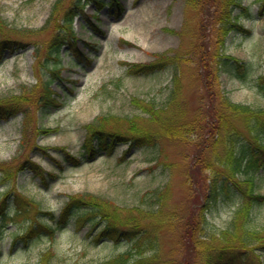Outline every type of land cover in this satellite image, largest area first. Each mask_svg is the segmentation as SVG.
I'll return each mask as SVG.
<instances>
[{
  "label": "rangeland",
  "instance_id": "rangeland-1",
  "mask_svg": "<svg viewBox=\"0 0 264 264\" xmlns=\"http://www.w3.org/2000/svg\"><path fill=\"white\" fill-rule=\"evenodd\" d=\"M55 1L0 0V15L6 24L0 36L23 45L5 52L0 62V103L28 98L14 116L0 117V168L11 172L9 183L0 185V197L8 194L9 213L0 227V264H42L41 256L48 250L51 257L44 264H97L130 249L132 239L139 236L143 241L155 240L159 259L156 264H205L208 252L210 258L214 254L222 256L219 263L223 264H264V250L256 244H230L233 246L221 255L209 248L221 246L220 242L205 245L198 234L193 236L198 240L196 245L186 241L187 219L195 211L194 206L204 200L202 196L195 201V194H201L204 180L210 174L194 166L198 154L193 146L167 140L129 149L118 144L112 152H101L94 160H85L79 166L70 164L64 156L65 152L79 155L83 126L95 117L137 114L133 99L155 100L157 104L165 100L171 67L134 76L126 74V64L148 63L157 54L180 55L185 60L181 66L182 92L178 97L181 107L188 113L198 101L206 99L199 74L202 76L201 61L204 55L210 59L208 50L213 45L212 8L205 9L203 13H208L204 15L185 0H118L122 6L118 15L114 7L99 8L82 1V12L73 18L72 33L76 39L73 43L76 51L88 60L76 59L72 51L65 53L66 47L57 60L47 54V45L58 31L57 22L44 27ZM72 1L62 0L56 20ZM240 1L246 12L241 9L233 14L251 32L249 35L231 32L225 52L248 64L252 72L248 82L238 80L229 71L223 72L215 88L228 93L234 102L260 107L264 106V97L254 87V80L264 71V11L260 12L257 0ZM22 29L31 33L24 34ZM36 47L41 62L49 61L39 72L32 53ZM58 62L60 79H54L49 71ZM50 78L53 80L49 88L60 103L41 111L35 104L37 98L31 97L37 96L42 81ZM42 129L47 132L41 133ZM193 135L189 134L192 140ZM22 163L25 166L32 163L36 172L29 169L18 172ZM258 174L262 180L256 182L255 192L264 195V170ZM0 175L4 178V174ZM234 189V194L226 190L219 193L206 210L205 233L209 237L216 238L243 204L242 193ZM155 190L161 191L157 197L160 194L163 197L161 204L152 208L147 201ZM82 194L97 199L119 230L126 229L122 221L129 217L128 223L137 226L136 234L95 241L99 224L101 228L105 224L103 221L88 231L87 226L77 228L76 215H70L62 226L51 220L59 218L67 196ZM15 195L32 203L23 202L22 207H17ZM251 210L254 224L264 228V201ZM156 223L158 228L152 230ZM43 225L52 226L54 234L44 230ZM30 227L36 232L28 233ZM144 228L149 233L141 236ZM24 233L25 238H19Z\"/></svg>",
  "mask_w": 264,
  "mask_h": 264
},
{
  "label": "trees",
  "instance_id": "trees-1",
  "mask_svg": "<svg viewBox=\"0 0 264 264\" xmlns=\"http://www.w3.org/2000/svg\"><path fill=\"white\" fill-rule=\"evenodd\" d=\"M82 1H88L96 4L98 7L108 5L114 7L115 13L118 15L122 12V6L118 0H73L70 5L63 11L58 20L56 15L62 0H56L51 7L49 18L46 25L57 22L58 31L52 36L50 44L47 45V54L54 56L58 60L62 46H67L68 50L74 51L77 54L74 45V35L72 33L73 18L77 13L82 12ZM193 9H197L203 13L205 9L212 8V21L214 23L213 45L209 52L210 59H206L205 55L201 61L202 76L199 74L202 87L203 97L201 102L193 108L192 111L186 113L180 105L179 95L181 89V75L183 73L181 66L185 60L180 55L170 56L169 54L154 55V59L148 63H135L127 66V75H148L157 71L163 70L166 67H171L170 86L168 93L162 104H157L155 100H139L133 99L132 104L139 113L125 116L113 117L101 115L95 117L92 121L83 126L84 135L80 147L79 155L72 156L67 152L64 153L66 161L74 166H79L83 161H91L100 153H109L117 144H127L130 148H140L145 146H154L160 140L176 142L184 145H191L196 152V161L194 166L196 169H202L209 172V176L204 180V189L201 194H195V201L198 199L204 200L197 204L195 211L186 222L185 239L192 241L196 245L198 240L193 239V236L198 234L199 238L207 243L215 244L220 242L221 246L213 249V252L223 254L227 247L233 246L230 244H244L251 246L256 244L257 247L264 250V228H259L254 224L251 209L261 205L264 201V195L256 193L258 187L256 182L262 180L259 178V171L264 170V106L254 107L249 104L234 102L228 93L225 91L216 90L215 85L223 72H230L240 81H249V75L252 72L251 67L245 64L234 56L225 52V42L231 32L237 34H250V30L244 28L238 23L233 13L237 10H244L240 0H185ZM260 12L264 11V0H257ZM209 4V7L208 5ZM207 5V7H204ZM246 12V11H245ZM208 11L203 13L207 15ZM246 14V13H245ZM57 17V18H58ZM6 24L0 15V34ZM24 34H30L31 30L22 29ZM64 35L68 37L65 38ZM23 46L17 40H11L0 36V61L4 53L12 51L13 48ZM84 58L83 55L78 56ZM34 61L36 63L37 72L42 66L47 67L49 61L41 62L40 50L36 47L33 51ZM50 73L54 78H60L59 72L61 69L60 63L52 64ZM40 77V76H38ZM41 80V79H40ZM51 79L46 82L42 81V85L38 95L31 93L32 99L36 97V105L41 111H46L51 106H58L60 99L55 96V93L49 88ZM254 87L264 97V71L259 73L254 80ZM22 100V98H19ZM28 100L0 103V117L7 118L16 113V110L22 103ZM54 131V130H53ZM41 133L47 132L42 129ZM194 134L193 140L189 134ZM207 138V139H206ZM26 163L17 170L25 168ZM33 166L32 163H29ZM32 166H27L29 169H34ZM5 182L9 180L11 172H5ZM16 173V172H15ZM14 176V174H13ZM40 176V175H39ZM2 178V179H4ZM43 178V177H42ZM190 177L188 176V180ZM193 187V186H192ZM233 188L238 189L244 197V202L241 204L231 218L225 229L215 237L206 235L205 229L208 227L206 221V210L210 209V203H213L219 193L224 190L234 194ZM201 190V189H200ZM167 192L162 189V192ZM160 190L150 192L148 206L156 208L161 203L162 195L158 197ZM6 197L4 194L0 199V222L5 221L6 213ZM157 197V198H155ZM16 204L23 206V202L30 203L31 201L23 196L16 195ZM210 201L209 203L207 201ZM209 205V208H208ZM103 205L97 199L88 194L69 195L66 201L60 208L57 224L62 226L68 221V217L76 215L77 228L88 226L89 231L98 226L100 222H105L99 231L96 233L95 240L98 241L101 237H108L111 240H118L119 237L129 238L136 234L137 226L128 223V220L122 221L126 229L119 230L118 225L104 213ZM150 209V208H149ZM156 213L157 211H152ZM51 214V213H50ZM151 218V217H149ZM51 220H55L52 217ZM127 223V224H124ZM172 224V223H171ZM41 227V226H40ZM38 226V229H40ZM44 230L50 234H54L51 226H44ZM158 228L156 223L152 230ZM36 229L31 228L29 232H36ZM188 230V231H187ZM28 232V233H29ZM145 236L147 229H143ZM201 234V235H200ZM26 234L19 238L24 239ZM140 237V236H139ZM132 239V247L125 252L119 253L114 257L99 262L97 264H156L159 262L157 258L158 246L155 245V240L150 238ZM209 246V245H208ZM256 247V248H257ZM203 248V247H201ZM218 249V250H216ZM150 251L149 256L144 255ZM51 251L43 253L41 263L44 264L51 257ZM211 253V252H210ZM205 264H223L222 256L217 254L209 256L206 253ZM211 262V263H210Z\"/></svg>",
  "mask_w": 264,
  "mask_h": 264
}]
</instances>
